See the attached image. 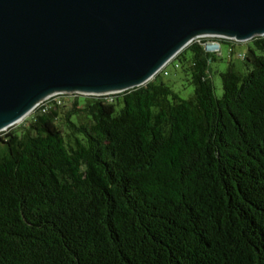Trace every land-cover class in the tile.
I'll list each match as a JSON object with an SVG mask.
<instances>
[{"label": "trees", "instance_id": "16d2710c", "mask_svg": "<svg viewBox=\"0 0 264 264\" xmlns=\"http://www.w3.org/2000/svg\"><path fill=\"white\" fill-rule=\"evenodd\" d=\"M222 42L246 43L204 37L172 59L187 99L158 73L54 96L2 134L0 264H264V36L217 97L205 44Z\"/></svg>", "mask_w": 264, "mask_h": 264}, {"label": "water", "instance_id": "95a60500", "mask_svg": "<svg viewBox=\"0 0 264 264\" xmlns=\"http://www.w3.org/2000/svg\"><path fill=\"white\" fill-rule=\"evenodd\" d=\"M257 36L264 0H0V132L54 94L144 86L196 38Z\"/></svg>", "mask_w": 264, "mask_h": 264}, {"label": "rangeland", "instance_id": "374dc122", "mask_svg": "<svg viewBox=\"0 0 264 264\" xmlns=\"http://www.w3.org/2000/svg\"><path fill=\"white\" fill-rule=\"evenodd\" d=\"M249 43H242L231 47L227 43H220V52L218 54H211V57L214 58V61L210 64V79L212 81L214 92L217 97H220L222 94L221 79L219 73L225 71L228 63H232L237 70L242 69V61L237 57L238 54H245L247 46ZM166 76L161 75V80L163 83L172 87V89L179 94L180 98L187 99L192 95L193 88L188 83L186 79L181 75L178 69H174L173 65L169 64L165 68ZM71 95V94H63ZM71 98H60L55 101H61V105L69 106ZM31 114V113H30ZM30 114L25 117V119L16 124L15 126L0 132V136L9 130H12L24 123L25 120L29 119Z\"/></svg>", "mask_w": 264, "mask_h": 264}, {"label": "built area", "instance_id": "2783aa9c", "mask_svg": "<svg viewBox=\"0 0 264 264\" xmlns=\"http://www.w3.org/2000/svg\"><path fill=\"white\" fill-rule=\"evenodd\" d=\"M196 39H200V38H196ZM196 39H194L193 41H195ZM225 39V38H224ZM230 40H232V39H230ZM235 41V40H234ZM236 42H238V41H236ZM206 46H211V47H213L211 50H209L208 52H212V53H219L220 52V46L217 44V43H207V44H205V47ZM237 57L240 59V60H243L244 59V57H245V55L244 54H238L237 55ZM171 61L172 60H170L168 63H166L163 67H162V69L160 70V72L159 73H163V75L164 76H166V71H165V68L167 67V65L168 64H170L171 63ZM54 96H57V95H51V96H49L48 98H46V99H44V100H42V101H40V103H38V105L35 107V109L37 108V107H39L42 103H44V102H47L48 100H50L52 97H54ZM57 103H59L58 101H57ZM34 111V110H33ZM32 111V112H33Z\"/></svg>", "mask_w": 264, "mask_h": 264}, {"label": "bare ground", "instance_id": "6f19581e", "mask_svg": "<svg viewBox=\"0 0 264 264\" xmlns=\"http://www.w3.org/2000/svg\"><path fill=\"white\" fill-rule=\"evenodd\" d=\"M24 119H25V117L21 118L20 120H18V121H16L15 123H13L11 126L7 127L5 130H7V129L13 127V126H15L16 124H18V123H20V122H22Z\"/></svg>", "mask_w": 264, "mask_h": 264}]
</instances>
